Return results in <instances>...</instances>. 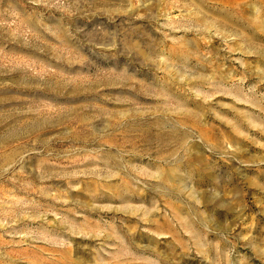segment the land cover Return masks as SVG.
Segmentation results:
<instances>
[{
	"label": "rangeland",
	"instance_id": "374dc122",
	"mask_svg": "<svg viewBox=\"0 0 264 264\" xmlns=\"http://www.w3.org/2000/svg\"><path fill=\"white\" fill-rule=\"evenodd\" d=\"M0 264H264V0H0Z\"/></svg>",
	"mask_w": 264,
	"mask_h": 264
}]
</instances>
